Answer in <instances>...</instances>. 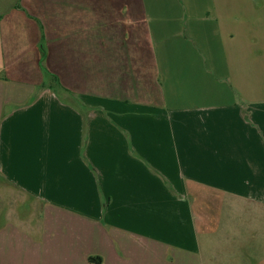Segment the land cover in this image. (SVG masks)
<instances>
[{
	"label": "crops",
	"instance_id": "crops-1",
	"mask_svg": "<svg viewBox=\"0 0 264 264\" xmlns=\"http://www.w3.org/2000/svg\"><path fill=\"white\" fill-rule=\"evenodd\" d=\"M12 1L0 0V93L15 104L0 116V264H204L210 229L196 207L215 205L233 213L210 219L221 223L211 237L229 223L218 237L241 238L220 264L255 263L264 248L261 8L96 0V94H86L84 1L29 0L40 14L29 26ZM26 31L33 44L22 46ZM47 77L71 97L44 89Z\"/></svg>",
	"mask_w": 264,
	"mask_h": 264
},
{
	"label": "rangeland",
	"instance_id": "rangeland-1",
	"mask_svg": "<svg viewBox=\"0 0 264 264\" xmlns=\"http://www.w3.org/2000/svg\"><path fill=\"white\" fill-rule=\"evenodd\" d=\"M18 1V3H20L21 6V11L23 10V12L20 14V17H26V19H24V24H26L27 26L30 25V23H32V20L30 19H35V16L39 17L40 14H36L34 12H36L35 10L30 9V6L28 5V1L29 0H15ZM55 2H57L59 5L62 4H68V5H72L71 4V0H53ZM84 4H85V23L83 26V39L85 41V56H84V62H83V87L84 90L86 92V94H96V22H94V20H92L93 18V14L90 13L91 7L95 6L96 7V0H83ZM159 2V6H166V5H178L181 6L182 8L184 6H188V7H199L201 9H205L207 7H209L210 5H212L214 3L215 0H145V4H147L149 7L151 6H155L153 5V3ZM5 9L7 8V6L9 5V3L13 2L12 0H2ZM253 3L255 6H259V8H261V16L263 15L262 13H264V0H253ZM232 3H228V5L230 6ZM138 5H144V1L143 0H139ZM239 5L240 6H245V7H250L251 5L249 4L248 0H239ZM31 15V16H29ZM42 16V15H41ZM43 17V16H42ZM80 29V27H79ZM19 30H26L24 29V27L22 26V29ZM76 30V29H75ZM29 33L26 32H22L18 35L19 39H21V44L22 46H29L32 45L33 43L31 42V39L28 37ZM42 38V43L43 41H45L44 37ZM24 41V42H23ZM25 41H28L29 44H24ZM93 43H95V46H93ZM42 46V44H41ZM32 49V47L30 46V50ZM92 51V53H91ZM57 64L55 65L59 70V68H61V63L60 61L56 60ZM29 62L25 61V64L27 65ZM24 63L21 64L22 66L25 65ZM76 64H78L79 69L81 66V63H74L73 66V71H70L68 74L69 76V83L71 84H75L76 82ZM29 66V65H28ZM44 67V73L45 71V66ZM55 69V68H51ZM59 73V71H57ZM47 73V72H46ZM61 74V72L59 73ZM61 76V75H60ZM73 76V77H72ZM45 77V76H44ZM50 77V75H49ZM45 79L46 84H44V89H48L50 91H52L54 94H56V97H58L60 100L64 101L65 97H71L70 94H68L64 88L61 87V85L59 84L58 81H56L55 79L49 78ZM11 80H9L10 82L15 81V82H23L22 84H24V82H30L28 80V78H31L28 76V78H18V77H10ZM46 78V77H45ZM31 81L34 80V78L30 79ZM42 87V88H43ZM46 87V88H45ZM67 93V95H66ZM4 96V97H3ZM14 98V97H12ZM10 94L9 92L3 93V91H1L0 93V116H5L10 114L11 111H13V107L15 104H13L12 102H10ZM4 102V103H3ZM55 146H60L62 147L63 144L57 143L56 141H54V147ZM67 150V149H66ZM55 152V150L53 151ZM212 194V193H210ZM194 196V195H193ZM211 197L212 201L216 200V196H212L209 195V198ZM208 198V199H209ZM196 202V201H194ZM11 207V205H9ZM216 206V205H215ZM213 206L212 208H205V209H200V207H196V211L198 214V222H200V227L201 228H205L210 229V231H208V235L205 233L202 238L200 239V242H202V252L200 255V259L198 258L197 262H204V264H220V261H225V259L228 257L229 254H227V252L224 251V248L227 247H233L235 246L237 243L235 242L236 240L239 241L240 239H232V238H221L218 237L222 234L225 233H229L230 231V224L229 223H225L226 226L228 227L227 229H225V231H223L221 229V231L216 234L214 237L212 236V230H214V228H216L219 224L221 225V223L215 222L214 220H210V219H214L216 218L217 220H219L220 215H224V214H228V213H233L232 212H227L230 209H226V211H224L223 209H221L218 206ZM200 211V212H199ZM202 211L203 214H202ZM264 211V207H262V212ZM36 213V212H35ZM248 214V213H247ZM202 216V217H201ZM207 219L208 221H200V219ZM204 223V224H203ZM246 225L244 226H251V225H257V222H250L248 220H246ZM261 227H264V223H260ZM260 227V228H261ZM264 233V232H263ZM226 235V234H225ZM208 240V241H207ZM264 241V238H263ZM259 245H255V248H257ZM207 250V251H206ZM232 255V254H230ZM256 261H254L255 263L252 264H264V248L262 250H260L259 254L255 255ZM212 257V258H210ZM209 258V259H208Z\"/></svg>",
	"mask_w": 264,
	"mask_h": 264
},
{
	"label": "trees",
	"instance_id": "trees-1",
	"mask_svg": "<svg viewBox=\"0 0 264 264\" xmlns=\"http://www.w3.org/2000/svg\"><path fill=\"white\" fill-rule=\"evenodd\" d=\"M89 260L92 261V262H94V261H96V262H100V261H101V258H100V257H93V256H91V257L89 258Z\"/></svg>",
	"mask_w": 264,
	"mask_h": 264
}]
</instances>
